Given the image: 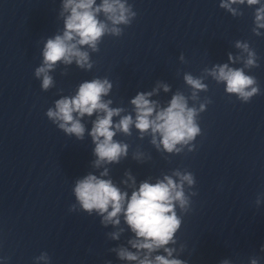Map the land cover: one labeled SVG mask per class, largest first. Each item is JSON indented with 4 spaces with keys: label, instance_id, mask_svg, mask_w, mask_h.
Here are the masks:
<instances>
[{
    "label": "clouds",
    "instance_id": "9594fccd",
    "mask_svg": "<svg viewBox=\"0 0 264 264\" xmlns=\"http://www.w3.org/2000/svg\"><path fill=\"white\" fill-rule=\"evenodd\" d=\"M234 5H246L254 7L252 33L262 35L259 31L264 29V2L262 0H221L219 7L227 10L233 17L242 16L244 13ZM67 13V15H65ZM103 14V19L100 18ZM61 16L64 17L62 34H56L46 40L43 50V62L35 69V77L41 79V89L44 91L54 87L55 82L50 75L58 63L71 65L73 62L81 69L90 70L93 63L85 46L93 52L99 51V45L104 36L120 37L124 27L130 26L137 13L128 0H63ZM235 46L246 53V56L233 57L229 54V61L236 63L242 61L243 67L233 68L228 63L214 65L206 70L217 82L226 85L225 91L233 94L241 102L247 103L260 93L257 79L246 73L245 69L251 70L259 67L256 51L250 47L247 41H236ZM183 60V56H181ZM184 80L191 87L192 98H197V93L207 91V85L202 78H194L191 74H185ZM113 85L108 78H94L82 82L74 96H62L54 102V107L46 111L47 118L59 129L69 136H75L83 140L86 132L85 125L81 122L85 116L92 117L91 130L88 135L94 144L93 154L96 159L93 167L100 168L104 165L118 164L126 158L129 145L115 140L117 133L126 136L131 135L133 126L141 134H151V143L168 153H182L186 146L189 151H194L193 143L197 136L201 135V128L197 122V116L205 110L206 105L201 104L200 109L189 107L188 98L181 92L175 93L168 106L159 108L158 103L152 99L157 89L152 92H138L130 103L133 105L132 114L121 116L124 109L110 107L111 100H105ZM165 92L169 86L162 85ZM211 101L208 100L207 103ZM114 117H120L114 122ZM157 135L159 140H157ZM133 159L141 161V154L133 153ZM109 170L107 167L100 172L99 176L89 173L82 179H78L74 187L76 203L71 205L69 211L79 210L89 215L95 213L101 218L100 223L104 227L112 225L118 231L110 233L111 239L119 240L124 229L119 228L121 217L133 234L128 239L126 247L120 245L111 249L121 261L136 262V264H188L184 259L174 258L177 253L176 233L181 228V215L177 213V206L182 213L187 214L191 210L192 192L185 194V185L191 188L195 185V176L190 171L174 170L172 175H165L156 183L143 181L138 189L131 194L122 191L111 179H105ZM124 184L135 185V178L130 172H126ZM174 177L176 179H174ZM257 207L261 203L258 196L255 201ZM173 245V246H169ZM163 250L165 254H155ZM185 245H181L182 253ZM264 251V245L261 246ZM155 254V255H154ZM36 264H50L48 254L41 253L35 258ZM111 264V262H107ZM220 264H233L229 258L220 261ZM249 264H260L259 257H249Z\"/></svg>",
    "mask_w": 264,
    "mask_h": 264
}]
</instances>
